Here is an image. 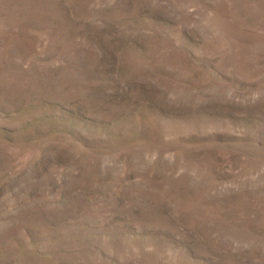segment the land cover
Wrapping results in <instances>:
<instances>
[{
  "label": "rangeland",
  "instance_id": "1",
  "mask_svg": "<svg viewBox=\"0 0 264 264\" xmlns=\"http://www.w3.org/2000/svg\"><path fill=\"white\" fill-rule=\"evenodd\" d=\"M0 264H264V0H0Z\"/></svg>",
  "mask_w": 264,
  "mask_h": 264
}]
</instances>
